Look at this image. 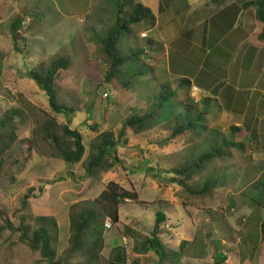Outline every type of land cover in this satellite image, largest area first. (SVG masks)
<instances>
[{
  "label": "rangeland",
  "instance_id": "obj_1",
  "mask_svg": "<svg viewBox=\"0 0 264 264\" xmlns=\"http://www.w3.org/2000/svg\"><path fill=\"white\" fill-rule=\"evenodd\" d=\"M65 3L67 5L63 6ZM84 4L89 9H84ZM24 10L31 13L34 26L26 28L29 25V19H26L20 31V37L25 41L20 39V48L16 50L11 24L14 18L22 16ZM78 10H82V14H75ZM116 16L114 0H0V113L13 107L22 111L18 136L20 145L26 148L25 160L14 173L15 180L7 179L6 183L11 185L6 191L0 190V207L6 208L13 222L17 223L19 215L23 214L20 212L22 200L25 194L30 193L28 212L34 217L56 220L59 256L68 246L71 206H94L106 184L116 181L135 192L138 201L127 199L120 207V223L110 222L111 225L106 227L101 264H108V255L116 246L126 245L130 252L132 241L122 233L125 224L134 223L150 232L158 211L168 219L162 235L165 244L177 250L182 240L191 241L185 250L184 264H214L216 249L228 256L226 264H264V239L260 230L264 210L250 200L255 192L252 185L264 173V69L260 71L257 67L256 72L252 68L250 72L257 74L254 79L250 72L247 73L250 63L247 68L238 67L247 74L244 84L236 83L237 86L233 83L234 73L224 72L220 67L204 78L201 75L216 89L217 99H210L213 111H209L208 117L219 124L215 129L219 133L209 135V139L199 131V137L189 143L183 142L185 137L159 142L155 130L162 132L167 130V124L174 123L177 112L174 109L181 106L185 96L175 95L171 99L173 114L169 103H166L163 116L159 118V127L150 131L149 136L145 134L138 138L130 135L128 138L127 134V142H122L118 150L122 164L103 173L101 180L89 178L81 163L66 164L52 156L42 141L40 126L45 112H50L47 95L27 75L28 70L42 61L49 62L65 53L72 55L73 63L59 77L56 89L68 102L80 106L82 111H76L70 121L59 115L58 121L79 130L86 145L101 130H113L118 134L125 118L132 113H140L135 112L130 104L131 112L127 110L131 98H141L149 107L164 86L173 92L171 87L175 86L176 91L179 89L180 80L158 81L147 65L135 63L130 64L127 72L116 81L132 80L127 87L117 90L119 85L116 83V89L107 84L105 75L110 66L97 40L106 36ZM59 17L63 21H59ZM130 29L129 33L124 30L121 40L128 53L133 55L139 48L145 51L151 48L154 52L160 50L159 46L153 48L148 43L149 37L138 40L141 35L145 37L141 23L132 25ZM198 47L191 45L192 49L185 53L189 60L197 56L200 59L204 54V48ZM22 49H25L23 53ZM137 59L141 61L144 57ZM165 64L167 66V62ZM262 65L264 67V62ZM134 73L139 76L131 79ZM140 83L152 86H148L145 94H140L137 91ZM235 90L240 99L234 105L231 98ZM104 93L108 96L105 97ZM201 101L202 98L194 104ZM181 114L187 118L185 111ZM235 121H242L241 128L245 129L246 136H239L240 140L231 138V127ZM95 124L98 127L94 130ZM28 140L33 141L32 145ZM230 142H236L234 147ZM206 151H219L220 159L207 162L204 171L189 184L200 188L206 179H217L220 187L215 189L213 196L190 197L178 184L167 180L174 176L167 173L169 168L155 169L157 177L147 171L149 166L156 168L164 163L169 167L181 166ZM40 186H43L42 191ZM18 236L9 230L2 232L0 264H49L40 253L19 242ZM144 260L145 264H156L158 259L150 253Z\"/></svg>",
  "mask_w": 264,
  "mask_h": 264
},
{
  "label": "trees",
  "instance_id": "obj_2",
  "mask_svg": "<svg viewBox=\"0 0 264 264\" xmlns=\"http://www.w3.org/2000/svg\"><path fill=\"white\" fill-rule=\"evenodd\" d=\"M114 1L117 12L115 23L107 31L106 36L99 38L97 41L103 49L104 59L110 66L105 75L107 84L116 89V83L117 86L119 85L117 90H122L132 80H122L120 83L116 81L127 72L130 64H134L136 58L144 55L145 52L144 49L140 48L135 50L133 55L127 52L126 48L121 45L124 30L129 33L132 25L153 20L154 15L150 8L145 7L138 0ZM251 3L255 4L258 20L264 23V0ZM26 19H29V25L26 28L34 26L29 10H24L22 16L19 15L14 18L11 24V34L16 50L19 47V40L22 39L20 31L23 29ZM261 37L264 38V29ZM148 43L153 42L149 40ZM24 51L25 49H22V53ZM72 63V55L65 53L54 57L49 62L42 61L27 71L30 79L47 95L50 112H45V118L40 126L42 141L48 146L52 156L63 160L66 164L81 163L89 178L101 180L103 173L109 172L116 165L122 164L118 150L122 142H127L126 136L128 133L133 137H143L145 133L153 130L159 124V118L163 116L166 103H169L170 110L173 111L171 99L175 96V93L168 86H164L156 100L149 107L140 113L125 118L118 134L113 130H103L92 137L89 144L86 145L79 130L72 129L68 123L58 121L59 115L70 121L76 111H82L80 106L68 102L56 89V82L59 77L70 68ZM137 76L139 74L134 73L131 79ZM178 106L176 107L178 108ZM180 107L174 109L175 112L177 111L174 123L172 124L171 121L167 124L169 134L161 140L162 143L175 140L177 137L186 134L190 137L199 136V131L203 133L206 130V126L203 124L205 122V111L196 107L194 102L182 104ZM181 111H185L187 118L182 117ZM19 118H22V111L18 108H7L0 113V190L4 191L11 185L6 183L7 179L15 180L14 173L20 163L25 160L26 148L20 145L18 136L21 124ZM97 127L95 124L92 128L95 130ZM231 132L233 133L231 138L235 140H240V137L246 136L245 129L238 126H232ZM235 134L236 136H234ZM27 142L32 145L33 141L28 140ZM225 144H228V142ZM230 144L234 147L236 142H230ZM27 150H30V148H27ZM218 156H220L219 151H206L197 158L188 159L181 166L171 167L169 168L171 170L168 169L167 173L174 176H170L167 180L178 184L181 190L188 193L190 197L205 198L213 196L215 189L220 187L219 180L208 178L200 188L193 187L189 183L194 180L196 175L204 171L207 162L216 158L220 159ZM155 169H160V167H147V171L157 177L156 172H154ZM252 186L255 192L250 200L258 208L264 210V173ZM39 189L42 191L43 186H40ZM29 197L30 193H27L22 200L20 212L23 214L19 215L17 223L13 222L6 208L0 207V220L2 221L0 236L5 230H9L12 234L18 233L19 242L27 245L34 252L40 253L49 264H101L105 247L107 221L110 220V222L118 225L120 223L121 205L125 204L127 199L138 201L135 192L125 189L116 181H109L95 199L94 206L72 205L69 214L70 237L68 246L61 255L57 256L59 228L56 220L45 216H32L28 212L30 207ZM167 220V216L158 211L155 224L150 232H146L134 223L125 224L122 233L125 238L132 241L130 252H128L126 245L116 246L110 251L107 263L145 264V256L154 253L158 259L156 264H184L185 250L191 245V241L182 240L177 250L165 244L162 235ZM260 230L264 239V218L261 221ZM227 260L228 256L221 250L216 249L214 264H226Z\"/></svg>",
  "mask_w": 264,
  "mask_h": 264
},
{
  "label": "crops",
  "instance_id": "obj_3",
  "mask_svg": "<svg viewBox=\"0 0 264 264\" xmlns=\"http://www.w3.org/2000/svg\"><path fill=\"white\" fill-rule=\"evenodd\" d=\"M255 1L257 0H138L145 7L150 8L154 15L153 20L141 22L145 29V37L141 35L138 40L149 37L148 40L153 42L150 45L153 48L159 46L160 50L154 52L151 51V48H147V51L142 55L144 59L140 61L136 58L135 64L138 66L147 65L152 76L159 79L158 81L168 83L170 80H175L174 78L180 80L177 91L174 89L175 86L171 88L175 95L185 94L184 98L182 97L181 105L196 103L194 99L188 98L187 92L190 95L192 87L198 88L200 95L204 98L201 96V103L195 105L206 112L204 122L206 130L202 133V136L205 135L204 137L218 132L215 129L219 124L212 122L208 117L209 111L212 110L211 105H213L210 99H217L216 89L208 83V80L204 81L201 75L204 78L214 73L213 70H216V67H220L224 72L234 73L233 83L236 85V83L244 84L246 74L252 68L256 72L257 67L260 71L264 69L262 65L264 62V38L261 37L264 23L256 16L255 4L251 3ZM66 5L65 3L63 6ZM86 8L88 7H85L84 4V9ZM81 11L78 10L75 14H80ZM60 19L63 21V18L59 17L58 20L60 21ZM191 45L204 48V54L200 59L197 56L194 60H189L185 54L192 49ZM165 62H167V66ZM249 63L250 69L247 73L238 70V67L242 66L247 68L246 65ZM250 74L252 78H257V74L253 75L251 72ZM148 86H152V84L140 83L137 91L140 94H145ZM239 99L235 90L234 96L231 98L232 104H237ZM128 104L135 112H142L147 108L145 101L141 98H131ZM126 107L129 111V105ZM221 109H223L222 106ZM223 116L225 115L223 114ZM233 125L241 128L243 123L235 121ZM158 127L159 124L155 128ZM100 129L102 128L100 127ZM167 130L163 129L162 132L159 129L155 130L156 137H158L156 139L159 142L168 136ZM145 134L149 136L150 131ZM163 134L165 136H162ZM127 137H130L129 133ZM180 137H185L183 142L189 143L190 140H196L199 136L190 137L186 134L177 138ZM149 141L151 140L149 139ZM149 141L145 140L144 142L148 144ZM165 164H161L159 167L171 168Z\"/></svg>",
  "mask_w": 264,
  "mask_h": 264
},
{
  "label": "built area",
  "instance_id": "obj_4",
  "mask_svg": "<svg viewBox=\"0 0 264 264\" xmlns=\"http://www.w3.org/2000/svg\"><path fill=\"white\" fill-rule=\"evenodd\" d=\"M104 96L107 97L108 94L104 93ZM190 96L196 101L198 102L200 100V92L198 90V88L196 87H192L191 91H190ZM110 221H107L106 226H110Z\"/></svg>",
  "mask_w": 264,
  "mask_h": 264
}]
</instances>
